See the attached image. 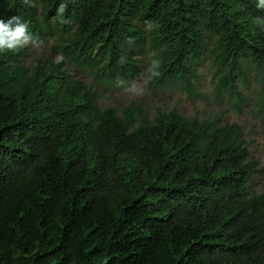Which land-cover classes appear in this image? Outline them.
Wrapping results in <instances>:
<instances>
[{
    "label": "trees",
    "instance_id": "16d2710c",
    "mask_svg": "<svg viewBox=\"0 0 264 264\" xmlns=\"http://www.w3.org/2000/svg\"><path fill=\"white\" fill-rule=\"evenodd\" d=\"M14 16L60 60L0 53V264H264L243 127L104 108L73 72L114 86L147 65L194 98L209 62L218 98L241 111L254 81L264 105L260 0H0Z\"/></svg>",
    "mask_w": 264,
    "mask_h": 264
},
{
    "label": "rangeland",
    "instance_id": "374dc122",
    "mask_svg": "<svg viewBox=\"0 0 264 264\" xmlns=\"http://www.w3.org/2000/svg\"><path fill=\"white\" fill-rule=\"evenodd\" d=\"M42 60L58 62L60 57L54 52L52 43L29 46V55L24 59L26 67H33ZM101 95V105L105 107L123 108L136 104L150 113L177 110L187 118L201 120L215 117L222 124L229 122L239 124L245 131L246 143L252 156L260 162L261 172L254 178L250 188L257 193L264 192V105L260 95V87L254 81V90L247 94V104L238 111L234 101L216 96V81L210 72V63L201 72L200 82L196 90L200 95L190 97L186 92L171 88H161L152 83L151 67L146 65L144 73L131 84L106 86L95 83L87 75L73 71ZM256 86V87H255Z\"/></svg>",
    "mask_w": 264,
    "mask_h": 264
},
{
    "label": "clouds",
    "instance_id": "9594fccd",
    "mask_svg": "<svg viewBox=\"0 0 264 264\" xmlns=\"http://www.w3.org/2000/svg\"><path fill=\"white\" fill-rule=\"evenodd\" d=\"M260 4L264 5V0H260ZM64 10L65 5L62 4L58 14H62ZM36 43L37 37L29 30L28 24L22 22L19 17L14 16L7 21L0 19V53L16 52Z\"/></svg>",
    "mask_w": 264,
    "mask_h": 264
}]
</instances>
